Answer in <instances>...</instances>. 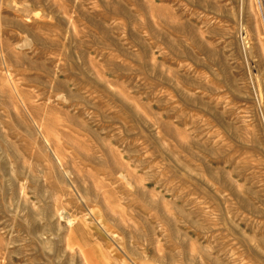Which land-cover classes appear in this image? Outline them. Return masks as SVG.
Returning a JSON list of instances; mask_svg holds the SVG:
<instances>
[{
	"label": "rangeland",
	"instance_id": "obj_1",
	"mask_svg": "<svg viewBox=\"0 0 264 264\" xmlns=\"http://www.w3.org/2000/svg\"><path fill=\"white\" fill-rule=\"evenodd\" d=\"M0 264H264V0H0Z\"/></svg>",
	"mask_w": 264,
	"mask_h": 264
}]
</instances>
